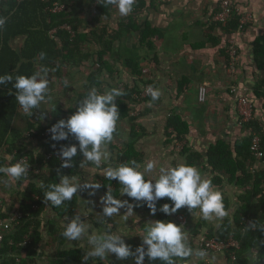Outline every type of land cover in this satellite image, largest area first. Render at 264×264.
Wrapping results in <instances>:
<instances>
[{
  "label": "trees",
  "instance_id": "16d2710c",
  "mask_svg": "<svg viewBox=\"0 0 264 264\" xmlns=\"http://www.w3.org/2000/svg\"><path fill=\"white\" fill-rule=\"evenodd\" d=\"M157 1L160 0H136L131 13L119 19L115 16L117 9L112 5H105L104 0L0 2V17L7 18L5 26L0 29V75L9 74L13 78L17 75L31 76L36 71L46 68L49 80L48 94L51 97L48 103H41L38 109H33V115L29 116L16 102L14 81L0 85V155L2 156L0 167L12 166L27 157L30 166L40 171L39 175H26L12 182L13 195L10 200L15 197L19 202L22 219L18 224L13 225L11 231H3L0 228V232L4 234L3 240L0 241V264H39V261L41 264L84 262L82 259L85 255L84 250L79 248L78 244L74 248L63 249L67 239L61 235L65 227L63 223L77 215L81 202L79 192L71 201H65L59 207L46 205L43 192L48 190V185L59 183V175L82 179L86 171L97 168L86 161L81 167L84 158L79 154V149L77 156L73 158V166L63 168L62 161L59 155L57 156L60 146L76 144L78 147V142L73 136L59 143L54 142L49 132L53 124L61 119H68L76 112L79 103L86 98L91 88L95 87L100 93L112 88L123 90L125 95L116 100L120 112L116 131L112 140L107 143L111 162L119 166L121 163L135 160L143 166L145 154L139 149L138 143L145 137L142 118L149 110L141 111L140 102L136 97L154 83L144 79L142 54L145 51L149 54L155 53V41L161 39L163 34L148 21L139 23L136 16L150 5L154 6ZM231 2L237 8L233 0ZM55 3L66 5L68 10L60 14L54 13L52 9ZM90 11L93 12L90 13L93 14L90 19L83 17ZM241 20L242 14L235 10L227 24L213 21L209 27L211 42L214 45L220 44V37L212 35L218 30L229 38L244 31L249 24L240 30ZM65 27H70L71 30ZM53 31L55 33H52ZM133 34H137V44L131 48L128 42ZM236 47L238 49L237 45ZM221 51L230 62V42H227ZM42 52L45 53L43 59L40 57ZM253 54L261 74L254 87V97H247L254 108V119L249 124L243 125L247 133L239 140L231 143L219 140L210 146L206 154V163L203 164L205 169H209L214 174V178L211 179L214 187L224 190L228 184H231L237 188L238 208L220 225H209L202 219L193 231L196 237L206 230L202 236L206 239L228 240L234 237L241 243V249L236 252L237 260L241 264H250L248 257L252 249L257 252V264L264 260V230L245 231L253 222L264 225V157L257 160L251 152L254 134L260 136L264 152V35L254 42ZM88 64L91 65L92 72L88 76V83L85 84L83 92L76 95L71 107L63 108L60 101L53 100L54 90L60 85L63 90L74 92L73 81L68 82V80L74 79L71 77L75 69H82ZM123 72L128 80L123 86L118 87L116 82L121 85L122 79L119 76ZM151 101L152 99L148 98L143 103ZM137 103L138 106L135 107ZM52 109H56L55 112H52ZM133 112L140 113L136 116ZM41 114H46L45 118L41 119ZM121 123H129L130 132L120 148L115 140L119 138ZM48 132L49 134L45 136ZM165 132L166 144L171 145L175 150L178 143H184L182 150H177L179 156L185 159V164L198 167L203 156L191 150L189 122L182 115L171 114ZM35 142H38V146ZM53 144H56L55 148ZM14 153L13 160L9 161L6 157ZM257 162H260L259 169H254V166L258 165ZM103 166L98 170L103 171L108 163ZM0 178L8 179L4 174H0ZM101 179L100 190L105 195L110 191L116 199L123 197L122 185L118 181ZM109 187L112 189L108 190ZM125 196L131 203L138 204L126 194ZM223 197L225 207L230 211L231 202L224 192ZM4 203L7 204L5 201ZM164 203L171 202L167 198L161 199L157 203V208ZM136 209L150 212L146 206ZM181 211L186 213L187 208H182ZM6 213L0 210V218H7ZM157 217L158 220L165 221L169 216L159 211ZM104 225L110 230L107 224ZM146 226V224L142 226L144 234ZM44 235L48 237L47 246L55 249V254L48 262L38 259V250ZM141 242L142 237L136 236L132 237L128 244L134 252ZM124 261L134 263V257ZM145 264H161V262L150 261L146 257Z\"/></svg>",
  "mask_w": 264,
  "mask_h": 264
},
{
  "label": "crops",
  "instance_id": "0c3cea01",
  "mask_svg": "<svg viewBox=\"0 0 264 264\" xmlns=\"http://www.w3.org/2000/svg\"><path fill=\"white\" fill-rule=\"evenodd\" d=\"M220 1L160 0L155 2L154 6L150 5L136 16L139 23L148 21L163 34L161 39L155 41V53L149 54L145 51L142 54L144 79L146 81H152L154 83L153 87L161 91V96L158 100H152L150 103L148 102L149 105H143L140 108L141 111L148 109L149 112L142 118V124L146 134L145 138L139 141L138 146L142 144L146 148L144 163L148 160H154L156 162L154 172L146 175L148 179L154 175H158L161 166L174 167L177 164L185 163V159L177 155V149L174 150L171 145L166 144L165 129L167 120L171 114L182 115L189 122L191 126L189 136L191 150L203 156L197 168L206 179L211 180L214 178V174L209 169L203 167L204 162L206 163V154L210 146L219 140H225L229 143L235 142L247 133L246 128L241 125L238 112V100L242 96L248 98L254 97V87L259 76H261L254 60L253 45L256 39L264 35V0H233L242 17L249 16L251 22L244 31L235 34L232 38L225 36L221 30L213 32L212 35L214 37H220V44L214 45L209 38V27L214 21L213 18L219 9ZM90 13L93 12L90 11L89 14L85 13L83 17L90 19L93 16ZM115 16L118 19L125 17L119 15L118 10ZM231 40H235L239 49L238 62L234 67H231V61L228 62V58L221 51L227 42ZM136 44L137 34H133L128 45L133 48ZM86 68L75 69L71 78H76L78 73H84L87 70ZM122 74L125 73L123 72L120 75ZM125 76L126 80H128L126 74ZM69 81L74 82V79H70ZM200 87L207 88V99L205 103L199 102ZM57 91H62L60 85L54 90L52 97L57 94ZM37 143L35 142V145ZM257 164L254 166V169H259L260 162H257ZM251 168L253 169V166ZM215 189L222 193L224 192L229 198L231 202L229 215L231 217L233 211L238 208L237 196L239 194L237 193V188L234 185L228 184L224 190L219 187H215ZM92 191L93 189L80 191L84 195L83 199L85 202L87 197L92 196L89 195ZM100 191V188L95 190L94 196L97 195V201H99V203L94 202V204H97L96 209H103L100 199L105 195ZM0 194L5 195V199L0 198V200L6 201L8 191L2 188L0 189ZM94 196L93 198H95ZM123 198L124 195L121 199ZM6 202L8 203V201ZM81 202L80 210L85 209L82 207V204L87 205V202ZM94 204L90 203L87 206L91 208ZM181 210H178L177 214L184 215L187 219L188 225L185 229L188 231L189 245L194 249H198L199 240L206 232L204 230L201 235L199 234L196 237L193 235L194 229L202 220L199 210H193V214L188 209L186 213ZM99 211L102 212V210ZM133 212L131 221L135 219L131 223L138 225L139 228L132 231L131 235L137 234V236L142 237L144 235L142 226L147 225L150 221H157L159 211L154 216L150 212L142 211L144 216L140 217L139 211L134 206ZM80 213H77V215H80ZM177 214L169 216L165 221L175 222L177 225H180ZM82 217L81 219H83ZM146 218L148 222H145ZM108 219L109 223L104 222V224H107L110 230L105 225L96 227L97 229L95 231L97 234L104 231H116V223L113 218L109 217L105 220ZM223 220L207 221V223L218 226ZM66 224L67 222L63 223L64 226ZM93 225L98 224L95 223ZM90 231L91 228L89 225ZM43 237L44 240L38 250V259L41 258V261L48 262L55 254V249L49 248L47 246L48 237L46 235ZM79 243H81L80 240H67V244L63 249L68 250L74 248ZM87 248H89V245H87ZM87 248H84L85 254L89 250ZM209 256L211 259L206 261L189 258L187 261H180L179 264L229 263L226 255L223 253H209ZM110 258H116V256L110 254L103 261L89 258L87 262L79 264H98V262L99 264H106ZM124 263L134 264L131 261H125ZM39 264H41L40 261Z\"/></svg>",
  "mask_w": 264,
  "mask_h": 264
},
{
  "label": "clouds",
  "instance_id": "9594fccd",
  "mask_svg": "<svg viewBox=\"0 0 264 264\" xmlns=\"http://www.w3.org/2000/svg\"><path fill=\"white\" fill-rule=\"evenodd\" d=\"M136 0H104L105 5L114 6L121 16H127L133 10ZM7 22L6 17H0V29H3ZM45 53H41L43 59ZM16 90L15 99L23 112L29 116L33 115L32 110L38 109L41 103H48L49 96L48 70L42 68L31 76L0 75V85L13 82ZM67 85V81L64 82ZM152 100H158L161 91L152 86L146 89ZM125 95L122 89L112 88L100 93L95 87L91 88L86 98L79 103L76 112L68 119H61L49 129L51 140L59 143L73 136L78 142L73 145H61L58 155L62 161L63 168L72 167L73 158L79 154L84 158L81 162H90L97 168L102 163L109 161L110 153L105 146L113 138L116 131L117 121L120 116L116 100ZM56 109H52L55 112ZM46 114H41V119ZM53 148L56 144L52 145ZM30 164L21 159L12 166L0 167V174L8 179L5 183H12L25 177L29 173ZM156 168L154 160H148L142 166L137 161L121 163L117 167H106L103 169L105 177L116 180L122 185V195L134 199L138 203L136 207L146 206L151 215L158 211L157 203L167 198L171 203H164L159 211L167 216H172L182 208H187L191 214L198 209L199 214L205 221L223 220L229 215L225 207L223 193L216 190L210 179L204 178L201 171L194 166L185 163L176 166H161L158 175L146 179V175L152 174ZM142 169V170H141ZM59 183L48 185V190L43 192L44 203L55 207L61 206L65 201H71L80 191L93 189L89 195L94 196L95 190L101 185L80 184L76 177L59 175ZM43 188V182H41ZM93 203L94 201H88ZM103 205L102 217L109 218L120 214V209L127 207L124 216L133 213L134 205L128 201H121L113 197L110 191L101 197ZM100 223L106 222L101 219ZM264 230V225L253 222L245 231ZM61 235L68 241H79L87 237L90 250L86 251L83 261L89 258L105 260L110 254H114L118 260H125L134 257V264H145V258L150 261L159 260L161 264H179L180 261H187L189 258L206 261L211 259L209 253L202 249H194L189 245L188 231L184 225H177L171 221H150L147 223L142 242L135 248L124 240V235L118 231H104L100 234L89 232V225L80 215L73 217L64 227ZM257 253L252 249L248 257L250 264H257Z\"/></svg>",
  "mask_w": 264,
  "mask_h": 264
},
{
  "label": "built area",
  "instance_id": "2783aa9c",
  "mask_svg": "<svg viewBox=\"0 0 264 264\" xmlns=\"http://www.w3.org/2000/svg\"><path fill=\"white\" fill-rule=\"evenodd\" d=\"M4 1H7V0H0V2H4ZM17 1L21 2L22 0H17ZM67 10H68V7L61 3H55L52 9V11L57 14L63 13ZM235 10L238 11V8H235L231 0H222L220 3L219 12L214 17V21L227 24L233 12H235ZM250 22H251V19L249 16L242 17L239 29L240 30L243 29L244 26L249 24ZM65 28L67 30H71L70 27H65ZM52 33H55V31H53ZM230 44H231V52H230L231 67H234L238 62V49L236 47L235 40H231ZM146 89L147 87L141 92L140 95L136 97L138 102L143 103L148 98L152 99L151 96L147 94ZM206 99H207V88L200 87L199 102L205 103ZM238 112H239L242 126L249 124L254 119V108H253L252 102L246 96H242L239 98ZM48 134L49 132L46 133L45 136H47ZM183 147H184V143L177 144L178 151L182 150ZM251 152H252V155L257 160H261L264 157V152L261 147V138L257 134H254L253 143L251 145ZM14 155L15 153L13 155L7 156L6 158L9 159V161H12ZM1 157L2 156L0 155V159ZM22 159L25 160L26 162H29V159L27 157H24ZM39 173H40L39 170L33 169L30 166L29 173L27 174V176L31 174L39 175ZM35 180L37 181V178ZM6 208H7V205L4 203V200H0V210L7 212L6 213L7 218L5 219L0 218V228L3 229V231H11L12 230L11 228L13 227V225L18 224L22 219V214L20 212V204L19 202L15 203L12 209L10 210H7ZM177 219L180 225H184V227L188 225L187 219L184 215H178ZM3 238H4V234L0 232V241H2ZM198 247L206 250L208 253H223L224 255H226L229 261L228 264H241L238 262L237 254H236V252L241 249V243L238 240H236L234 237H231L228 240L206 239L205 237L204 238L201 237V239L199 240ZM259 264H264V260L259 261Z\"/></svg>",
  "mask_w": 264,
  "mask_h": 264
},
{
  "label": "rangeland",
  "instance_id": "374dc122",
  "mask_svg": "<svg viewBox=\"0 0 264 264\" xmlns=\"http://www.w3.org/2000/svg\"><path fill=\"white\" fill-rule=\"evenodd\" d=\"M86 69L87 70H85L84 73H82V74L81 73H78L76 75V78H74V82H73V87L75 89L74 92H72V91H65V90L62 89L63 92L62 91H60V92L57 91V94L53 97V100L54 101H57V100L60 101L62 103V105H63V108H65V109L71 107L72 104H74V100L76 99V95L79 94V93H81V92H83V89H84L85 84L88 83L87 82L88 81V76L92 72V69H91V66L90 65L87 66ZM79 74H81V75H79ZM119 77L122 79L121 80V85H118L117 82H116V85L118 87H121V86H123V84L126 83V76H125V74H122ZM105 78L107 79V77H105ZM113 84L115 85V83H113ZM139 104L142 107L143 105L146 106L148 103H139ZM55 106H57V105H55ZM136 106H138V103L135 105V107ZM133 115H136L137 116L138 113L133 112ZM120 126H121V132H120L119 138L117 140H115V141L117 142L118 146L121 148L122 142L123 141H126L127 138H128V135H129V132H130V124L129 123H121ZM36 146H38V143H37ZM138 147L146 155V148L142 144L139 145ZM105 148L109 152V145L108 144L105 146ZM176 153H177V155H179L178 152H176ZM107 163H108V166L107 167H109V166H111V167L118 166L116 163H112L111 162V155H110L109 161H107L105 163H102L101 166L99 168H96L95 170H88V171H86V173L82 176V179H76V182H78L80 184H85V183L96 184V183H99L101 185V182H102V179L101 178H106V177H105L104 171H99L98 169L102 168V166L104 164L106 165ZM115 164H116V166H115ZM6 180H7L6 178H0V189L4 188V189H6L8 191V195H7V200L6 201H8L9 204L7 203V208L6 209L7 210H10V208L12 207V205L14 206V204L17 203V200H16L15 197H13L11 200L9 199L13 195V191H12L13 189H12V183H10V184L9 183H5L4 181H6ZM109 189H112V187H109L108 190ZM82 191H84V190H82ZM100 192L103 193L102 191H100ZM79 196H80V201H84L85 202V200L83 199V196L84 195L82 194V192H79ZM4 197H5V195L0 194V198H4ZM94 197L95 198H93V196L87 197L86 202H88V201H94L95 203H99V201H97V199H98L97 197L98 196L96 195ZM123 199H119V200H121L122 202L123 201H128L129 204H132V205L135 206V203H131V201L126 198V196ZM87 205H90V203H87ZM87 205L86 204H82V207L85 208V209H81V210H80V208H81V205H80L79 210L77 211V213L81 212L80 215L83 216L82 217L83 218L82 220L85 219V221L87 222V224L90 225V228H91L90 233L93 232V230H94V232L97 234V232L95 230L98 227H102L104 225V223H100L99 221L101 219H104L105 220L107 218L102 217V215H101L102 212L99 211V210H102V209H96L97 204H94L93 207H91V208L89 206H87ZM126 212H127V207L122 208V209H120V214L114 215L112 218H113L114 222L116 223V228H115L116 231H118L120 234L126 236V237H124V240H125L126 243H128V237H129V235H130L129 240L132 237L135 238L137 236V234H132L131 235V232L137 230L139 228V226L132 224L133 223L132 221L135 218L131 221V216L133 215L134 212L131 213V214H129L127 216V218L125 219L123 215H125ZM143 212H145V211H143ZM137 215H138V213H137ZM139 216L140 217L144 216V214L142 213V211H139ZM106 222L109 223V219L106 220ZM145 222H148V219L147 218L145 219ZM95 223H97L98 225H93ZM133 235H136V236H133ZM86 240H87V237L86 236L84 238L80 239V242L81 243H79V248H82L83 250H84V248H87L88 243H87ZM87 249L90 250V248H87ZM112 261H114V262L111 263ZM124 262H125L124 260H118L117 258H110L109 262L106 263V264H109V263H111V264H125ZM98 264H99V262H98Z\"/></svg>",
  "mask_w": 264,
  "mask_h": 264
}]
</instances>
